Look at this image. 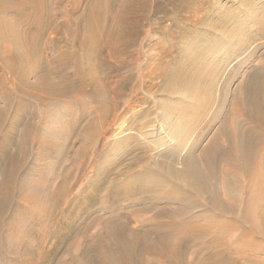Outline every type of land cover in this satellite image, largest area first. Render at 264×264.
I'll return each instance as SVG.
<instances>
[{"label":"rangeland","instance_id":"1","mask_svg":"<svg viewBox=\"0 0 264 264\" xmlns=\"http://www.w3.org/2000/svg\"><path fill=\"white\" fill-rule=\"evenodd\" d=\"M7 1L10 8L0 12V45L23 53L28 45L25 38L33 37L32 58L42 48L45 60L55 56L57 47H67V39L75 42L84 37L83 24L94 2L36 0L38 9L32 10L26 0ZM101 10L112 19L121 18L129 31L138 22L140 34L126 43L118 38L116 47L124 50L121 55L108 53L98 44L90 62L83 48L70 45L68 51L81 58L82 93L76 90L64 99L43 103L7 83L14 97L31 104L24 109L15 106L12 98L13 109L31 113L24 122L8 120L3 131L7 136L0 139V264H196L212 253H217L216 260L226 255L227 260H241L234 250L247 243L238 236L241 229L216 231L214 242V234L198 235L193 219L211 226L219 216L206 201L191 205L166 197L169 189L164 184L169 179L157 164L174 159L175 168H182L192 143L191 157L197 159L198 171L205 169L204 179L210 175L209 163L197 157L212 137L226 142L219 127L231 124L244 84L264 63V0H109ZM36 19L42 23L39 32ZM7 20L12 27H7ZM110 21L100 25L106 27ZM120 34L125 40L129 36L127 29ZM8 57L1 62L14 65L18 73L21 61ZM56 72L55 81L70 79L75 84L78 80L72 58L60 63ZM0 73L12 78L3 68ZM96 86L103 97L92 93ZM4 106L0 101V108ZM31 120L36 128L34 139L29 135L26 156L21 157L24 163L11 178L4 177L23 138L22 128ZM37 133L42 137L39 143ZM185 134L191 137L183 148L181 135ZM197 135L202 138L196 141ZM177 150L178 158L173 155ZM260 153L255 165L264 189V154ZM224 158L214 170L222 166L229 172L232 192L240 193L232 185L237 176L252 188L251 175L241 174L233 157ZM216 177L206 182L207 194L216 190L222 197L219 171ZM144 183L147 189H141ZM255 212H264V201ZM170 217L187 223L184 227H190V232L165 230ZM232 217L222 218L237 222ZM155 226L161 229L156 232ZM254 244L248 253L264 258V238L255 237Z\"/></svg>","mask_w":264,"mask_h":264},{"label":"bare ground","instance_id":"2","mask_svg":"<svg viewBox=\"0 0 264 264\" xmlns=\"http://www.w3.org/2000/svg\"><path fill=\"white\" fill-rule=\"evenodd\" d=\"M93 1L94 2L90 3V5H89L86 20L83 24V28H82L81 33L83 34L84 31H86V34H84V37L83 38L81 37V39H77L75 41L76 43L73 42L71 39H67V42H66L67 47H65V45L63 46L64 48H58L57 47L56 54L54 57L52 56V58H47L45 60V58H43L44 57L43 56L44 50L42 48H41V50L39 49L38 51H36L35 54L38 53L36 58L35 57L32 58V55H34L32 53H34L36 47H34V44H33L35 40H33V37L30 38L29 36H28V38L24 37L25 40H27V42H28L27 43L25 41V43L28 45L26 46L27 48H25L26 50L23 53L21 52V50L18 49L19 48L18 46L15 47L13 45L19 51H17V53L16 52L12 53L11 50L6 46L7 44L6 45H3V44L0 45V68L1 69L3 68L4 71H6L12 77L11 79L7 80V78L2 73H0V101H2L5 104L4 108H0V139L5 138L7 136V134L3 133V131H4V128H5L8 120L13 119V120L17 121V123L18 122H24L25 118H27L28 115L30 116V113H31L30 110H29V114H28L27 112L22 113L23 112L22 110H20V111H22V112H20L19 110L17 111L15 109H13L14 103L11 102L12 98L16 99L17 103H15V106H20V107H23L24 109L27 106L30 107L31 104H30V102H28L24 99H21L18 96L14 97L13 96L14 94H12L10 86L7 83H11L12 85H14L16 90L18 92H20L21 94L26 95V96L33 98V99L40 101V102H43L45 100H47L48 102L51 100H54V99L57 100L59 98L66 97L67 94L69 95V93H72L73 91H76V90H78L77 93L80 94V93H82L83 87H84V81H83L84 74L82 73V70L80 69V66H79L80 65L79 61L81 60V58L75 52L70 53L68 51L69 48L71 47L70 45L75 46V48H74L75 50L77 48H80V49L83 48V50H85V60L87 59V61L90 62V61H92L91 55L94 53V50L98 44H100V45L102 44V45H104V47L109 49L108 53H116V54L121 55L124 53L123 52L124 50L122 48L116 47V43H117L116 41L118 40V38L120 39V41L122 43H126V41L129 40V38L133 39L134 37H136L137 35L140 34L139 30L141 28L139 27L138 22H135V27L134 26H133V28L131 27L132 30L129 31L130 30L129 28H124L125 25L122 22H120L121 18H118L117 15L114 16L112 19V16H109L108 13L105 14L104 12H102V10L100 11V8L102 9V6L104 8V5H106L107 1H109V0H99V1L93 0ZM26 2L32 10L38 9V5H37L36 0H26ZM9 6H10L9 2L7 0H0V12L8 10L10 8ZM15 8H18V7L15 5ZM27 8H28V6H27ZM13 11H15V10H13ZM109 19L111 21L106 27H102V25H100V24H102V22L105 23V21H107ZM7 21H8V22H6L8 24L7 27L9 25H10L9 27H12L11 21H9V20H7ZM35 25H36L35 28L37 31L42 27V23L38 22L37 19H36ZM67 26L68 25H66L65 27H67ZM4 29L6 30V28H4ZM126 29H127V32H129V36L126 37V40H125V37L122 36V34H120V32H123L124 30L126 31ZM65 30H66V28H65ZM6 31H8V29ZM10 32H14V30H12ZM10 32H9V36H10ZM6 33H8V32H6ZM15 35H17V34L15 33ZM15 35H14V38H16ZM18 36H17V38H18ZM25 36H26V33H25ZM36 37H38V36H36ZM12 43H14V42H12ZM16 43H17V41H16ZM55 48H56V46H55ZM241 50H242V48H241ZM40 54H42L41 57L39 56ZM262 54L264 57V53H262ZM8 56H10L12 58L11 60H13V59L15 60L17 58L19 61H21L22 67H21V69H19L18 73L16 72V67H14V65L9 64V63L5 64L4 61L1 62V58H5ZM100 57L104 58V57H106V54L105 55L102 54V56L100 55ZM67 58L74 59V62L76 64V73L78 76V80L76 81L75 84H72V82L69 81L70 79L68 81L67 80H63V81L62 80L61 81L56 80L55 81L52 77V74L57 73L56 70H59V64L64 63V61H66ZM250 76H251V78L249 77V79L247 80L248 82L246 84H244V87H243L244 91L242 90V93H244V95L241 98V101H239L240 108L238 107L239 109H238L237 115L233 119H231L232 120L231 124L228 125V127H225L226 126L225 123H227V122H224V125L221 124L219 127L220 128L219 132H221L219 134H223L226 142L225 143L221 142V139H219V137H218V139L220 140V142H218L217 135H216V137L213 135L214 137H212V139H210V141L206 143L207 145L204 147L201 154H199V157H197V158H199L198 160H205L206 162L209 163L210 175L208 173H207L208 175L206 174V172L208 171L207 170L205 172V174L207 175L206 179H204L205 176L202 174L203 171L205 170L203 168V166H202L203 171L201 173L200 171H198V169H200V168L196 167V160L197 159L196 158L193 159V157H191V155L194 152V151L192 152V150H191L192 146L194 145L192 143H191L192 145L189 143L188 151L186 152L185 156L183 157L184 161H183V166H181L182 168H179V169L175 168V165H173L174 159H171L172 162H164V163H158L157 162L158 164L156 163L158 170L160 172L162 171V173L166 176V178L169 179L164 184L166 186L164 188L169 189V191L166 194V197H169V198H171L173 200H177V201L181 200V201L189 203L191 205H194L195 203L198 204L197 202H199V201H206L207 204L209 205V208L214 212V214L221 217V218L217 217V219L214 220V222L211 226L210 225L209 226H202V224L198 223V220H196V218L193 219L195 221V223L192 225L194 226L195 232L197 231L198 235L202 236V235H206L207 233L208 234H214V237L211 240L212 242H214L215 240L218 239V236L215 235L216 231L223 230V229L227 230V229H232V228L233 229L240 228L241 230H239V231L241 233L240 234L238 233V236H240V238L243 240L245 238V240L247 241V243L245 245H243V246L238 245L234 249L236 254L238 253L237 254L238 258L241 260H238V259L234 260L233 257H229V260H227L228 255H226L227 259L225 258L224 260H221L218 258L219 260H216L215 254H217V253H212L211 255L208 254L209 257L207 256L205 259L198 260L196 262V264H248L249 261H253V262H255V264H264V258L263 257H259L257 255L252 254V253H248V251L252 247V244H254L255 237L261 236L264 238V212H262L260 214H257L255 212V210H257V208L259 206H261L262 202L264 201V189H263L261 181H258L260 179L258 176L260 173L258 172L259 170L256 167L257 165H255V160H257L256 156H258V153L262 152L264 154V63H261L259 70L254 71ZM30 77H34V81H29L28 78H30ZM15 78H17V81H15ZM91 82H93L92 79H91ZM96 89H97V86L92 91L94 96H95V94H98ZM108 92H109V90H108ZM99 94H98V96H99ZM101 94H103V93H101ZM101 94H100V96H102ZM105 96H106V94H105ZM59 100H61V99H59ZM104 102L106 103V101H104ZM43 103H46V101ZM105 105H107V104H105ZM104 106H103V108H104ZM16 108H18V107H16ZM106 111L104 110V112H106ZM32 115L34 116V113ZM106 115H107V112L104 116H106ZM114 116H117V114H114ZM31 121L28 122V124L22 128L23 138L18 143V150H16L17 151L16 155L11 156L12 157L11 158L12 165H11L10 169L7 170V172L3 173L5 175V176L3 175L4 177L11 178V176L18 170L17 167H19V165L22 161L21 157L23 156V154L27 150V143H28V138H29L30 133L32 134V138L34 139V129L36 128V125L33 123V121L32 122ZM104 121H105V118H104ZM139 123H141V122H139ZM134 125H136V124L134 123ZM199 133L201 134V132H199ZM39 135L40 134H38V133H37V135H35L37 143L42 141V137H40ZM181 137H182L181 138L182 143L180 145H182L183 141H184L185 146H183V145L182 146H183V148H185L188 144L187 140L189 137H191V135L189 136V135L185 134V135H181ZM194 137H195V135H194ZM198 137L199 136L197 135L195 138L196 141L198 140ZM200 137L202 138V135ZM200 137H199V139H200ZM224 138H222V139H224ZM195 140L193 139V141H195ZM2 150H3V148H2ZM183 150H185V149H183ZM262 153H260V155H262ZM178 154L179 153L177 150V152H175V154H173V155L177 156V158H178ZM195 154L196 153H194V155ZM25 156H23V157H25ZM171 156L172 155L170 154V158H171ZM230 156L233 157L240 164V168H239L240 173L244 174V175H247V174L251 175V176H249V181L253 182L252 188H247L244 186V184H242L240 177L237 176L235 178L234 182H232V185H234V189L237 188V190L238 189L240 190L239 194H237V193L234 194L231 190V187H229V183L231 182V180H230L231 175H229L228 171H225L223 168H221L222 166L219 167V169L216 168L217 170H214L216 164L219 163L218 161L220 160L221 157L223 159H225L224 157H230ZM23 160H24V158H23ZM262 161H264V158L262 159ZM206 162L204 164H206ZM22 163H24V162L22 161ZM180 163H181V161H180ZM197 163H198V161H197ZM251 164H252V167H251ZM201 165H202V163H201ZM155 171L156 170L154 169V173H155ZM218 171L220 172V177H221L220 188L223 190V194H222L223 196L222 197L220 196V194L216 190H214L208 194H207V192L209 190L208 191L206 190V188H208L207 186L209 184L208 183L206 185V182L208 180L209 181L212 180L214 182L217 179L216 172H218ZM140 174H138V175H140ZM153 175L154 174H152V177H151L152 179H153ZM155 175H158V174L155 173ZM156 177H154V178H156ZM251 177H252V179H251ZM156 180H157V178H156ZM156 180H155V182H156ZM243 182L247 183L248 179H247V181H243ZM146 183H144V184H146ZM147 184H149V183H147ZM147 184H146V186L144 185L143 187L140 185L141 189L142 188L147 189L146 188V187H148ZM151 184L152 183H150L149 185H151ZM168 185H171V186L168 187ZM153 186L156 187V185H152L151 186L152 189L154 188ZM184 187H187V188H184ZM138 188H139V186H138ZM260 188H262V189H260ZM149 189H150V187H149ZM210 189H212V188H210ZM180 190H184V192L182 191L180 193ZM237 190H235V191L237 192ZM126 191H128V190H126ZM225 195H226V199L223 198ZM229 199H230V201L228 203L226 200H229ZM202 215H203V213H200V214H197L196 217H200ZM227 215H232L233 216L232 218L237 220V222H234L233 220H224L222 218L223 216H227ZM187 221H189V220H187ZM167 223H168V225H166L167 227L165 228V230H168V231H181L184 228L183 233H186V231L188 232V230H189V232H190V230H191L190 227H187V228L184 227V226L188 225L187 223L175 221L172 217L168 218ZM247 223L249 225L251 224L250 225L251 227H249V225ZM153 229L156 232H158L159 229H161V227L155 226V227H153ZM254 246H255V244H254ZM221 253L223 254V252H221ZM219 255H220V253H219ZM96 262H95V264H96Z\"/></svg>","mask_w":264,"mask_h":264}]
</instances>
